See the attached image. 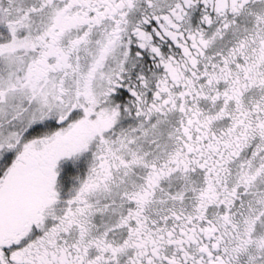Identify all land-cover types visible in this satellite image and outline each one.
I'll use <instances>...</instances> for the list:
<instances>
[{
    "label": "snow or ice",
    "instance_id": "6c2138e0",
    "mask_svg": "<svg viewBox=\"0 0 264 264\" xmlns=\"http://www.w3.org/2000/svg\"><path fill=\"white\" fill-rule=\"evenodd\" d=\"M0 264H264V0H0Z\"/></svg>",
    "mask_w": 264,
    "mask_h": 264
}]
</instances>
